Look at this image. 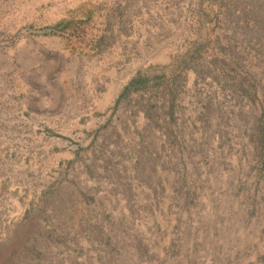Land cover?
Here are the masks:
<instances>
[{
    "label": "rangeland",
    "instance_id": "obj_1",
    "mask_svg": "<svg viewBox=\"0 0 264 264\" xmlns=\"http://www.w3.org/2000/svg\"><path fill=\"white\" fill-rule=\"evenodd\" d=\"M259 40L264 0H0V264H264Z\"/></svg>",
    "mask_w": 264,
    "mask_h": 264
},
{
    "label": "trees",
    "instance_id": "obj_2",
    "mask_svg": "<svg viewBox=\"0 0 264 264\" xmlns=\"http://www.w3.org/2000/svg\"><path fill=\"white\" fill-rule=\"evenodd\" d=\"M210 13V12H209ZM209 13L206 12V17H209ZM92 22V16H88L85 19H76L73 17L71 20H63L58 22V24L52 29V31H56L57 29L66 31L69 29H72L74 26H80V25H86L90 24ZM219 39L214 42L213 49H215V46H217ZM260 41V40H259ZM261 42V41H260ZM264 44L263 42H261ZM212 44V41H206V40H199V42L193 46V48L189 51L188 54L184 55V57L181 60L180 65L183 63L186 66H189L193 63V61L200 59L204 56L205 51H207L208 46ZM220 46V45H219ZM228 59L220 57L215 58L213 60V66L219 67L220 69H223L227 65ZM149 78L147 76H144L143 74L138 75L135 77L130 84L125 88V91L123 92L122 96L124 97L127 95L131 90H139L141 88H145L147 86V83L149 82ZM241 87H247L243 84H240ZM244 93L251 98L256 97V92L254 90H251L250 88H244ZM251 141L255 144L256 149L260 150L261 153H263L264 149V103L262 104V114L259 117L257 126L251 136ZM262 199L264 201V193L262 194Z\"/></svg>",
    "mask_w": 264,
    "mask_h": 264
}]
</instances>
